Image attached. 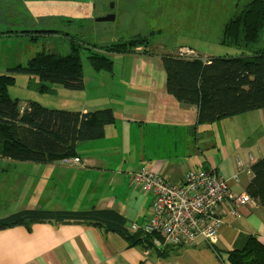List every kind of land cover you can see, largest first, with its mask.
<instances>
[{
	"label": "crops",
	"instance_id": "1",
	"mask_svg": "<svg viewBox=\"0 0 264 264\" xmlns=\"http://www.w3.org/2000/svg\"><path fill=\"white\" fill-rule=\"evenodd\" d=\"M144 52L136 54L139 62L131 76L118 82L113 76L96 72L94 81L86 82L85 77V87L78 90L86 92L87 97L69 107L59 106L81 111L110 106L113 110L114 118L101 138L78 142L84 165L42 163L39 172L29 174L25 172L27 162L21 164L22 170L14 172L2 170L4 166L0 164V172L10 176L0 174V203L7 200L8 185L17 186L23 180L22 185L26 186L27 179L32 178L42 185L40 196H43L40 203L34 197L29 198L30 188L24 194H14L10 198L16 201L8 208H0V217L21 208L95 206L119 211L127 223H144L150 215L152 196L140 193L127 177L129 171L143 168L182 183L185 169L215 166L228 179L233 191L246 189L251 178L249 168L243 172H247L245 181H235L233 176L238 166L235 158L240 156L246 162H255L264 155V115L261 113L257 129L247 130L243 126L232 134L228 132L222 142L210 140L205 135L209 129L225 122L233 123L242 116L246 122L252 112L198 123V107L179 102L165 87L162 53ZM89 85L93 89H88ZM95 91L109 94L96 98V105L91 99L97 95ZM50 191L53 193L44 198L45 192ZM244 213L237 217L224 216L217 251L200 243L169 258L156 252L146 255L139 244L131 245L119 233L92 225L35 223L30 229L15 226L0 230V264H230L229 251L242 249L250 236H257L264 243V214L247 210Z\"/></svg>",
	"mask_w": 264,
	"mask_h": 264
},
{
	"label": "rangeland",
	"instance_id": "2",
	"mask_svg": "<svg viewBox=\"0 0 264 264\" xmlns=\"http://www.w3.org/2000/svg\"><path fill=\"white\" fill-rule=\"evenodd\" d=\"M249 1L0 0V7L7 6L0 9V73H9L15 77V82L9 87V92L13 98H18L19 113L22 116L27 113L31 99L47 104L48 107H69L71 103H78L80 99L87 97L86 92L66 89L51 82L45 84L53 85V87L59 89L54 92L40 91L41 83L36 76L14 69L17 66L27 65L29 60L42 50L49 53L66 54L72 48L75 49L77 47L83 68L84 87L85 77L87 78L86 82H93V76L96 72L105 76H113L118 82L125 77L131 76L139 62V57H136V54H141L144 51L147 54L160 51L159 54L162 53V58L164 55L171 54L186 59L199 56L208 58L211 55H241L248 54V51H252V53L259 52L262 55L264 54V28L259 33L261 35H259L257 43L248 46L253 49L247 48L245 50L246 47L229 46L221 41L226 23ZM19 3L21 4L19 5ZM45 10H47V15L64 22L66 21L65 24L62 22L56 23V27L62 30L59 34L55 35V26H52L50 31L35 32V30L45 28L41 22V12ZM112 13L115 14L113 20L96 21L98 17ZM24 30H31V32L27 33ZM3 32L5 33L3 34ZM34 36L38 37L37 40L31 39ZM118 41L126 43L133 41L136 45L129 46L123 52L106 51L107 47ZM188 47L192 48L194 53ZM92 54L97 56L104 54L111 57L113 60L112 67L110 69L102 68L96 70L88 58ZM165 78L167 82L166 71ZM166 82L165 87L167 88ZM87 88L93 89L90 85ZM104 94L109 93L99 91L97 95H93L94 97L91 98L93 103L97 105L96 98L102 97ZM101 108L111 107L105 106ZM72 110L81 111L78 108ZM262 110L263 108L252 111V114L251 112L248 113L251 115H247L249 117L246 122L244 116H242L240 119L234 120L233 123L225 122L221 125H216L205 132V135L210 140L222 142L228 132L232 134L234 131L241 130L243 126H246L247 130L257 129L258 126L256 124L261 113L264 115ZM81 112L86 111L82 110ZM108 124L105 125L103 134L97 138H101L104 135ZM76 150V155L56 158L50 162L17 161L0 156V158L4 159L0 160V164L2 163L4 166L2 170L14 172L22 170L21 164L27 162L28 168L25 172L29 174L39 172L42 163L51 164L55 162L64 166H82L84 163L79 156L80 151L77 145ZM235 160L238 166L233 179L237 182L239 180L240 182L241 180L245 181L244 175L249 172L251 178L247 182L248 185L253 178L251 165L254 162H251V160L246 162L240 156L236 157ZM49 166H53V164ZM246 169H248L247 172L243 173ZM49 170H46V172ZM52 172L55 171L52 170ZM0 174L7 178L10 177L2 172ZM127 177L130 184L140 193L152 196L149 206V218L144 223H126L127 234L135 237V242L133 243L116 230L102 229L119 233L131 245L139 244L146 255L150 252H156L164 258H169L178 254L184 248L195 247L200 243L216 250L219 228L222 225L224 216L237 217L246 215L244 213L246 210L253 211L260 216L264 214V203L258 194L254 195L248 192L247 185L246 189L241 192L233 191L228 179L215 166H202L199 169L192 166V168L185 169L182 174V183L173 182L166 175L152 169L149 170V168L129 171ZM188 178L197 182L193 189L188 187ZM164 181L168 185L166 194L159 192V188L153 186L161 185ZM22 183L23 180L17 186H7L8 197L5 202L0 203V208L10 207L16 201V198L12 200L10 196L17 193L24 194L28 191V188L31 189L30 192L32 193H30L29 198L34 197L40 203L43 201V196H40L42 185H38L37 179H27L26 186L22 185ZM82 190L79 189L78 191ZM52 193L53 191L45 192L44 198H47V195ZM67 193L68 191L66 190L65 194ZM178 198H184L186 202L181 203L182 201L179 202ZM159 199L160 202L168 200V203L160 206ZM159 207L161 208L160 212H158ZM19 210H22V208L10 214ZM35 223L60 225L79 222L53 223L45 221ZM35 223H32V225ZM17 226L27 227L26 225ZM258 240L260 241L259 238ZM169 249H173L177 253H171L169 256L166 253L164 254Z\"/></svg>",
	"mask_w": 264,
	"mask_h": 264
},
{
	"label": "trees",
	"instance_id": "3",
	"mask_svg": "<svg viewBox=\"0 0 264 264\" xmlns=\"http://www.w3.org/2000/svg\"><path fill=\"white\" fill-rule=\"evenodd\" d=\"M45 28L35 32L50 31L55 26V35L62 30L56 27L62 22L41 12ZM65 24V23H64ZM264 28V0H250L225 25L222 43L229 46L246 47L258 41ZM30 33L31 30L25 31ZM5 32H3L4 34ZM1 34V33H0ZM66 34V33H64ZM35 35V34H32ZM38 37H31L37 40ZM118 41L106 48L112 52H123L136 45ZM88 58L96 70L110 69L113 64L107 55L92 54ZM167 74V90L180 102L198 107V123H212L220 119L240 115L264 108V54L248 51L241 55H211L208 58H182L164 55ZM36 76L40 91L54 92L56 83L66 89L79 90L84 87V74L79 50L68 53L37 52L27 65L14 68ZM15 77L0 73V156L11 160L50 162L56 158L76 155L78 141L101 136L106 124L113 120L111 108H97L86 112L61 107H48L31 99L27 113L20 116L18 98H13L9 87ZM253 129V128H252ZM253 178L247 191L258 194L264 203V155L251 165ZM79 222L96 225L107 230H116L131 243L126 218L115 209H44L26 208L0 218V229L35 222ZM177 253L173 249L164 254ZM231 264H264V244L256 236H250L244 248L228 254Z\"/></svg>",
	"mask_w": 264,
	"mask_h": 264
},
{
	"label": "built area",
	"instance_id": "4",
	"mask_svg": "<svg viewBox=\"0 0 264 264\" xmlns=\"http://www.w3.org/2000/svg\"><path fill=\"white\" fill-rule=\"evenodd\" d=\"M189 179V184H188V187L190 188V189H193V187L196 185V181H194V180H192V179H190V178H188ZM153 186H156L157 188H159L158 190H159V192H161V193H167V191H168V188H167V184L165 183V181L164 182H162L161 183V185H153ZM179 202H181V203H185L186 202V200H184V198H178L177 199ZM159 205L160 206H162L164 203H168V200L167 201H163V202H160V199H159ZM161 211V208L159 207L158 208V212H160Z\"/></svg>",
	"mask_w": 264,
	"mask_h": 264
},
{
	"label": "water",
	"instance_id": "5",
	"mask_svg": "<svg viewBox=\"0 0 264 264\" xmlns=\"http://www.w3.org/2000/svg\"><path fill=\"white\" fill-rule=\"evenodd\" d=\"M114 18H115V14L112 13L107 16H102V17L97 18V21H108V20H113Z\"/></svg>",
	"mask_w": 264,
	"mask_h": 264
},
{
	"label": "flooded vegetation",
	"instance_id": "6",
	"mask_svg": "<svg viewBox=\"0 0 264 264\" xmlns=\"http://www.w3.org/2000/svg\"><path fill=\"white\" fill-rule=\"evenodd\" d=\"M21 3H19V5H20ZM4 7H7V6H4ZM4 7H0V9H2V8H4ZM110 12V11H109ZM21 18H22V16H21ZM99 18V17H98ZM96 21H97V19H96Z\"/></svg>",
	"mask_w": 264,
	"mask_h": 264
},
{
	"label": "bare ground",
	"instance_id": "7",
	"mask_svg": "<svg viewBox=\"0 0 264 264\" xmlns=\"http://www.w3.org/2000/svg\"><path fill=\"white\" fill-rule=\"evenodd\" d=\"M62 23H66V21L64 22V21H62ZM193 51V53H194V50H192Z\"/></svg>",
	"mask_w": 264,
	"mask_h": 264
}]
</instances>
